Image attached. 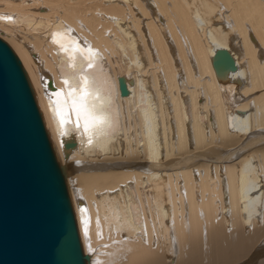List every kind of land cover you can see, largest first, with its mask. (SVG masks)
<instances>
[{
  "label": "bare ground",
  "instance_id": "6f19581e",
  "mask_svg": "<svg viewBox=\"0 0 264 264\" xmlns=\"http://www.w3.org/2000/svg\"><path fill=\"white\" fill-rule=\"evenodd\" d=\"M0 37L89 264H264V0H0Z\"/></svg>",
  "mask_w": 264,
  "mask_h": 264
},
{
  "label": "water",
  "instance_id": "95a60500",
  "mask_svg": "<svg viewBox=\"0 0 264 264\" xmlns=\"http://www.w3.org/2000/svg\"><path fill=\"white\" fill-rule=\"evenodd\" d=\"M26 70L0 37V264H89Z\"/></svg>",
  "mask_w": 264,
  "mask_h": 264
},
{
  "label": "snow or ice",
  "instance_id": "6c2138e0",
  "mask_svg": "<svg viewBox=\"0 0 264 264\" xmlns=\"http://www.w3.org/2000/svg\"><path fill=\"white\" fill-rule=\"evenodd\" d=\"M86 95L87 93L84 92L82 94V97ZM73 107L76 110L77 117L78 118L81 116L83 117L86 128L89 127L90 124L103 122L102 117L95 116L92 112L88 111L83 103H78L77 101L74 100Z\"/></svg>",
  "mask_w": 264,
  "mask_h": 264
}]
</instances>
